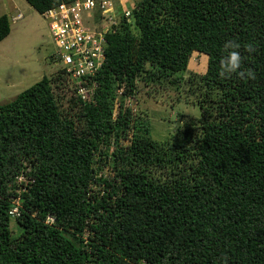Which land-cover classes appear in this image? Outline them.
<instances>
[{
    "label": "trees",
    "instance_id": "16d2710c",
    "mask_svg": "<svg viewBox=\"0 0 264 264\" xmlns=\"http://www.w3.org/2000/svg\"><path fill=\"white\" fill-rule=\"evenodd\" d=\"M118 20L91 95L58 69L0 104V264H264V0H136ZM230 40L243 77L220 76ZM194 51L200 115L117 141L123 99L180 82Z\"/></svg>",
    "mask_w": 264,
    "mask_h": 264
},
{
    "label": "rangeland",
    "instance_id": "374dc122",
    "mask_svg": "<svg viewBox=\"0 0 264 264\" xmlns=\"http://www.w3.org/2000/svg\"><path fill=\"white\" fill-rule=\"evenodd\" d=\"M135 1L125 2L124 8H132ZM18 11L23 16L17 20L9 18L10 33L0 41V104L12 100L42 76L54 75L59 68L52 58L56 47L48 20L25 0L19 1L17 10L3 11V14L13 15ZM206 58L205 54L194 51L186 70L180 75V82L150 83V95L139 93L136 97L123 99L124 105L131 108L134 126L128 132H119L117 141L127 143L137 130L164 141L172 136L183 119L198 117L200 111L194 104V93L188 87L195 81V75L204 73ZM109 171L108 167L104 168V172ZM10 229L13 236L21 232L14 217L10 219Z\"/></svg>",
    "mask_w": 264,
    "mask_h": 264
},
{
    "label": "built area",
    "instance_id": "2783aa9c",
    "mask_svg": "<svg viewBox=\"0 0 264 264\" xmlns=\"http://www.w3.org/2000/svg\"><path fill=\"white\" fill-rule=\"evenodd\" d=\"M128 1L62 0L42 13L48 20L56 47L52 56L54 63L59 65L82 99L94 90L93 78L103 67L108 33L117 26L119 18L130 19L131 8H124ZM22 16L18 11L12 19ZM13 204L10 212L16 217L20 214L19 200H14ZM47 220L52 217L49 215Z\"/></svg>",
    "mask_w": 264,
    "mask_h": 264
},
{
    "label": "clouds",
    "instance_id": "9594fccd",
    "mask_svg": "<svg viewBox=\"0 0 264 264\" xmlns=\"http://www.w3.org/2000/svg\"><path fill=\"white\" fill-rule=\"evenodd\" d=\"M239 48L240 45L235 41L230 40L224 44L225 55L220 59V76L222 78H230L233 74L244 76V72L241 71L242 57L238 51ZM247 50L251 52L252 46L249 45ZM248 76L250 77L251 73H248Z\"/></svg>",
    "mask_w": 264,
    "mask_h": 264
},
{
    "label": "crops",
    "instance_id": "0c3cea01",
    "mask_svg": "<svg viewBox=\"0 0 264 264\" xmlns=\"http://www.w3.org/2000/svg\"><path fill=\"white\" fill-rule=\"evenodd\" d=\"M19 1L21 0H0V13L3 14V11L13 10V9L17 10ZM6 15L9 19L10 17L13 18L15 14L9 15V13L7 12Z\"/></svg>",
    "mask_w": 264,
    "mask_h": 264
}]
</instances>
